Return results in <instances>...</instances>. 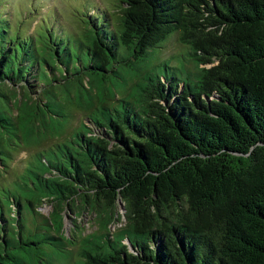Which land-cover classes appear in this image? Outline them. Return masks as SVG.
I'll return each instance as SVG.
<instances>
[{"label": "trees", "instance_id": "obj_1", "mask_svg": "<svg viewBox=\"0 0 264 264\" xmlns=\"http://www.w3.org/2000/svg\"><path fill=\"white\" fill-rule=\"evenodd\" d=\"M117 13L67 39L13 33L0 13V162L65 135L66 104L92 123L0 189V264H264V0H120ZM177 33L192 50L181 78L140 68L117 98L121 70ZM68 211L94 230L66 234Z\"/></svg>", "mask_w": 264, "mask_h": 264}, {"label": "rangeland", "instance_id": "obj_2", "mask_svg": "<svg viewBox=\"0 0 264 264\" xmlns=\"http://www.w3.org/2000/svg\"><path fill=\"white\" fill-rule=\"evenodd\" d=\"M120 5V0H0V13H3L5 17L9 18L13 33L24 34L26 32L36 33L38 36L43 34V31L50 29L57 37L61 39H67L74 37L72 34H81L83 32V26L87 25L88 17L103 19L107 16V20L111 23H115L117 19V9ZM88 20V21H87ZM35 21V22H34ZM101 22V21H100ZM82 36V35H81ZM77 37H75V40ZM71 47L72 44H70ZM74 48V47H73ZM191 49L187 45L183 44L179 40V35H171L167 41L162 43L155 52L150 55L146 61L133 62L130 67L121 70L122 75L126 78L127 74L134 73L138 69L156 70L160 71L166 63H169L171 70H176L177 78H181V69L188 65L191 56ZM123 56L127 54L124 48H121ZM122 56V58H123ZM123 68V67H122ZM170 70V71H171ZM167 74V69H164ZM44 78V75H41ZM111 80L115 85H124L125 80H121L115 76L111 77ZM126 81L128 86L125 88H113L117 98L124 97L132 86L131 78L127 77ZM31 81L30 84H32ZM183 86H181L182 88ZM38 90V89H37ZM39 95V93H37ZM66 102V101H64ZM113 104L115 101L112 102ZM63 106L64 114L68 116L67 121H63L64 129L67 130L66 134L52 139H46L39 146H35L32 149L26 150L20 143L13 149L14 159L9 168H6L2 162H0V189L12 183L23 172L26 166V160L31 154H35L37 151L52 145L56 142H62L66 136L71 135L75 129L80 128L82 123L92 124L87 118L88 114L82 111L78 107L69 106L66 104ZM66 120V119H65ZM91 126V125H90ZM94 130H97L95 126H92ZM121 214H125L124 206L119 204ZM37 211H39L44 218H47L52 207L48 204L43 205ZM93 215L86 212L79 218L71 211L66 215L65 232L68 235H72L74 232L80 233V230L86 229L88 231L94 230ZM115 227L113 228V230ZM78 258L74 257V262Z\"/></svg>", "mask_w": 264, "mask_h": 264}, {"label": "water", "instance_id": "obj_3", "mask_svg": "<svg viewBox=\"0 0 264 264\" xmlns=\"http://www.w3.org/2000/svg\"><path fill=\"white\" fill-rule=\"evenodd\" d=\"M120 204H122L124 206V203L122 201H120ZM124 210L126 211L125 206H124Z\"/></svg>", "mask_w": 264, "mask_h": 264}, {"label": "clouds", "instance_id": "obj_4", "mask_svg": "<svg viewBox=\"0 0 264 264\" xmlns=\"http://www.w3.org/2000/svg\"><path fill=\"white\" fill-rule=\"evenodd\" d=\"M126 212V211H125Z\"/></svg>", "mask_w": 264, "mask_h": 264}]
</instances>
